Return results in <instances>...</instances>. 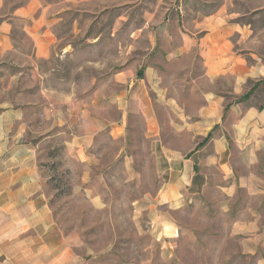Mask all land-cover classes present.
Here are the masks:
<instances>
[{"label": "crops", "instance_id": "crops-1", "mask_svg": "<svg viewBox=\"0 0 264 264\" xmlns=\"http://www.w3.org/2000/svg\"><path fill=\"white\" fill-rule=\"evenodd\" d=\"M58 15L57 2L42 0H29L13 12V17L24 21L22 31L32 42L34 58L49 56L56 42ZM240 17L222 8L205 15L197 24L202 34L188 38L175 51L184 53L197 46L200 78L209 87L194 110L172 111L171 117L178 119L177 124L171 123L172 132L199 138L191 147L160 143L158 112L146 86V81L155 84L150 79L157 77L152 65L117 71L110 83L118 90L110 92L101 106L93 102L106 99L104 94L94 96L90 106L64 91L56 92L54 100L45 93L39 95L40 110L36 100L28 106L0 100V264H89L76 251L77 233L64 232L49 204L47 164L53 161L40 155L37 136L44 138L48 130H54L55 140L61 139L64 146L65 158L60 162L70 175L79 166L84 183L94 168L111 167L121 158L126 127L137 120L150 142L155 172L163 176L155 192L139 195L150 199L153 230L175 237L178 224L169 209L159 207L174 210L185 198L212 192L221 198L218 205L228 223L225 226L231 237H238L241 253L264 264V103L258 108V94L236 101L251 81L264 78V64L254 57L249 61L240 50L251 33ZM12 41V19L2 20L0 55L14 51ZM109 106L112 116L104 111ZM106 140L122 144L110 152L108 163H102L108 153L102 149ZM132 162L131 156H124L122 172L125 178L137 179Z\"/></svg>", "mask_w": 264, "mask_h": 264}, {"label": "rangeland", "instance_id": "rangeland-1", "mask_svg": "<svg viewBox=\"0 0 264 264\" xmlns=\"http://www.w3.org/2000/svg\"><path fill=\"white\" fill-rule=\"evenodd\" d=\"M28 1L0 0V22L12 19L14 45L13 52L0 55V100L13 106H28L43 93L54 100L55 93L62 91L90 106L94 96L104 94L106 99L93 102L101 106L110 92L118 90L110 83L117 71L152 65L157 77L150 79L156 85L147 82L144 73L141 78L158 112L160 143L191 147L199 138L174 134L171 123L178 119L171 117L172 111L194 110L209 87L200 78L197 46L184 53L175 51L188 38L202 34L197 28L202 18L220 8L241 15L238 19L249 25L251 33L240 50L249 61L264 64V0H42L57 2L60 18L54 27L56 42L46 59L32 56V42L22 31L24 21L12 16ZM42 104L37 101L36 109ZM104 111L112 116L110 106ZM143 131L138 120L128 124L124 154L111 167L94 168L84 183L79 166L70 175L60 162L65 158L64 146L61 139L55 140V131L37 136L40 155L61 164L48 169L55 177L48 185L49 204L64 232L77 233L76 251L89 264H256L255 257L241 253L238 237L229 235L218 205L221 198L212 192L185 198L174 210L159 207L169 209L178 224L175 237L153 230L150 199L139 195L155 192L163 176L155 172ZM120 144L107 140L102 144L108 151L102 163L110 161V152ZM124 156H131L137 179L124 177Z\"/></svg>", "mask_w": 264, "mask_h": 264}, {"label": "trees", "instance_id": "trees-1", "mask_svg": "<svg viewBox=\"0 0 264 264\" xmlns=\"http://www.w3.org/2000/svg\"><path fill=\"white\" fill-rule=\"evenodd\" d=\"M254 94H258L256 105L258 106V108H261L263 106V103H264V78H261L257 81H251L250 87L248 88V90L242 96L236 98V101L248 100ZM206 139H207V137L204 140H206ZM51 157L52 156H49L50 160H51ZM51 164L52 165H50L48 167V169H50V168L54 169L57 165H59V166L61 165L60 163H53V162H51ZM54 178L55 177H49L48 185L52 184L55 181ZM252 257L254 258V256H252Z\"/></svg>", "mask_w": 264, "mask_h": 264}]
</instances>
